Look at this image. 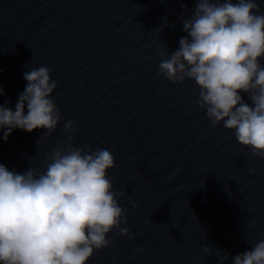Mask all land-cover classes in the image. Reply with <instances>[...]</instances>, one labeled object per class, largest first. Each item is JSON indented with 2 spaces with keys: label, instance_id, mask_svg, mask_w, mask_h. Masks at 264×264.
I'll list each match as a JSON object with an SVG mask.
<instances>
[{
  "label": "water",
  "instance_id": "1",
  "mask_svg": "<svg viewBox=\"0 0 264 264\" xmlns=\"http://www.w3.org/2000/svg\"><path fill=\"white\" fill-rule=\"evenodd\" d=\"M196 3L0 0V105L14 110L28 66L43 65L58 83L52 99L62 116L50 134L0 139V163L42 173L68 143V120L73 146L114 157L110 179L130 234L114 229L89 264H231L264 239V158L213 126L194 81L174 83L158 69L186 36Z\"/></svg>",
  "mask_w": 264,
  "mask_h": 264
},
{
  "label": "clouds",
  "instance_id": "2",
  "mask_svg": "<svg viewBox=\"0 0 264 264\" xmlns=\"http://www.w3.org/2000/svg\"><path fill=\"white\" fill-rule=\"evenodd\" d=\"M183 31L186 36L174 52L167 50L159 72L174 83L194 81L195 103L213 126L222 123L239 144L264 158V12L257 0H197ZM28 67L14 110L8 100L0 105L5 142L15 130L50 134L62 120L52 99L58 83L51 70ZM64 130L68 143L52 150L42 173L32 166L21 173L0 163V264H89L95 251L111 246L114 229L130 234L121 226L127 221L118 201L123 193L110 179L113 155L73 146V121H66ZM231 264H264V239L232 256Z\"/></svg>",
  "mask_w": 264,
  "mask_h": 264
}]
</instances>
